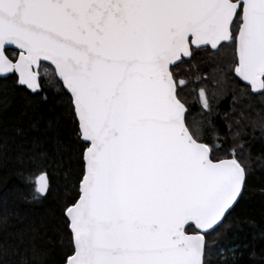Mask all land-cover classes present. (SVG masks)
Wrapping results in <instances>:
<instances>
[{
    "label": "snow or ice",
    "instance_id": "obj_1",
    "mask_svg": "<svg viewBox=\"0 0 264 264\" xmlns=\"http://www.w3.org/2000/svg\"><path fill=\"white\" fill-rule=\"evenodd\" d=\"M0 159L40 223L0 264H264V0H0ZM264 195V189L261 190Z\"/></svg>",
    "mask_w": 264,
    "mask_h": 264
},
{
    "label": "trees",
    "instance_id": "obj_2",
    "mask_svg": "<svg viewBox=\"0 0 264 264\" xmlns=\"http://www.w3.org/2000/svg\"><path fill=\"white\" fill-rule=\"evenodd\" d=\"M19 107V101L14 104L9 114L0 120V135L5 137L11 133L17 125L28 127L27 119L20 120L14 114ZM253 150L257 153L264 152V139L256 133L253 140ZM20 166L9 154L0 159V215L8 217L9 230H20L30 221L40 223V218L45 207H53L49 201L45 206H36L25 204L22 198L23 189L20 187L19 172ZM264 189V176L257 174L250 185V194L247 205L241 218L246 222L242 225L239 233L240 237L251 239L253 235L259 236L264 232V195L261 190Z\"/></svg>",
    "mask_w": 264,
    "mask_h": 264
}]
</instances>
